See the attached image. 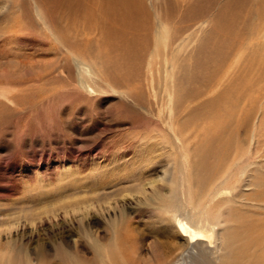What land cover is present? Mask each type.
Returning a JSON list of instances; mask_svg holds the SVG:
<instances>
[{
  "label": "rangeland",
  "instance_id": "374dc122",
  "mask_svg": "<svg viewBox=\"0 0 264 264\" xmlns=\"http://www.w3.org/2000/svg\"><path fill=\"white\" fill-rule=\"evenodd\" d=\"M142 3L126 27L102 0H0V264H172L174 211L207 214L219 264H264V6Z\"/></svg>",
  "mask_w": 264,
  "mask_h": 264
},
{
  "label": "bare ground",
  "instance_id": "6f19581e",
  "mask_svg": "<svg viewBox=\"0 0 264 264\" xmlns=\"http://www.w3.org/2000/svg\"><path fill=\"white\" fill-rule=\"evenodd\" d=\"M261 4L262 6H264V0H261ZM101 9L106 16H109L112 20H119L122 23V25L126 24V27H127V23H129L133 19L135 20L142 14L144 15V7L142 0H102ZM261 14L262 16L260 22L257 24L258 29L255 38L256 41H259L260 43L263 39V44H264V7L263 10L261 11ZM203 67L204 66H202V68ZM162 181H164V179L151 178L150 180H147L146 182L140 184L137 187V192H136V194L139 195V199L140 200L146 199L149 196V194L155 193L158 184L161 183ZM218 185H220V187H218ZM223 185L224 182L220 181L217 184L216 188L214 187L215 188L214 190L211 191L208 189L206 193L207 196L206 198H210L211 196L214 195L224 194L226 190H223V188H221L223 187ZM81 186L82 185L78 183V185L77 184L75 185L74 189L83 188ZM96 188L98 187L96 186ZM228 194L230 195V192H228ZM91 205H87L88 206L87 208H89L90 210L93 209ZM104 205L105 207H100L101 208L100 216L102 217H104L105 214L107 215V213L110 214L109 212L111 209L113 210L117 208L118 203L115 202L114 205H110V203L107 202ZM87 208L86 207L79 208L77 206H74L71 207L70 211H67V213L71 212L72 214L75 215L78 214V212L80 211L81 212L85 211V214H87V210H86ZM85 214L82 213V215ZM206 215L207 214L205 213H197V212H189V211H185L182 214H180L178 211H174L168 215L167 217L168 227L169 229L174 230L175 233H178L182 245V251L180 249L181 252L178 260L172 264H187V262H185V259L189 258L190 255L198 256L201 254L205 256L207 263L219 264V259L221 257L225 243L223 240H221V235L218 229L216 228V225L213 224L212 221L208 220ZM245 236L246 238L248 237L247 232H245ZM245 250H247V247ZM238 259H239L238 257H232L231 264H240ZM160 264H166L165 260Z\"/></svg>",
  "mask_w": 264,
  "mask_h": 264
}]
</instances>
